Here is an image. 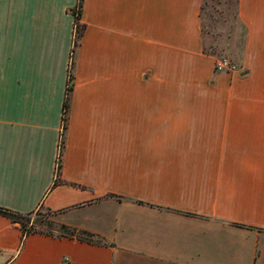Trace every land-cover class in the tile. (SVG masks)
<instances>
[{
	"label": "crops",
	"instance_id": "0c3cea01",
	"mask_svg": "<svg viewBox=\"0 0 264 264\" xmlns=\"http://www.w3.org/2000/svg\"><path fill=\"white\" fill-rule=\"evenodd\" d=\"M201 4L0 0V207L103 239L0 214V264H264V0L229 72Z\"/></svg>",
	"mask_w": 264,
	"mask_h": 264
},
{
	"label": "rangeland",
	"instance_id": "374dc122",
	"mask_svg": "<svg viewBox=\"0 0 264 264\" xmlns=\"http://www.w3.org/2000/svg\"><path fill=\"white\" fill-rule=\"evenodd\" d=\"M201 29L204 52L213 55L215 62L225 58L236 68L244 42V27L237 17V0H202ZM61 217L45 208H39L19 218L29 230L46 233L69 232V226L62 228ZM93 242H103L99 236L86 237Z\"/></svg>",
	"mask_w": 264,
	"mask_h": 264
},
{
	"label": "trees",
	"instance_id": "16d2710c",
	"mask_svg": "<svg viewBox=\"0 0 264 264\" xmlns=\"http://www.w3.org/2000/svg\"><path fill=\"white\" fill-rule=\"evenodd\" d=\"M81 2H82V0H77V8H79L81 6ZM77 18H78V16L75 17V19H77ZM81 32H82V25L80 23H78V21H76L75 22V35H74L75 36V43H74L75 45L77 44V40L79 39V37L81 35ZM70 80H71V75H69V78H68V81H70ZM70 89H71V86L70 85L67 86L66 95H65V101L63 103V112H64V114L66 113V110H67V100H68V93H69ZM40 208H42V207H40ZM46 210H48V209H46ZM32 212L33 211L22 214V213H17V212L5 209L3 207H0V214L5 216V217H7V218H9L11 222H17L19 224V227H20L21 232H22L23 235H27V234L35 233V232H40V233H44V234H47V235H53V233H46V232H42L40 230H29V229L26 228L25 223L19 221L20 217L29 215ZM60 226L62 228L66 227L63 224H61ZM68 230H69V232H65V233L63 232V233H59V234H56V235H68L70 237H76L79 240H86V241H91V240L84 239V238H82V237H80L78 235L86 236V237H94L95 236L93 233H90V232L85 231V230H76L75 228H68Z\"/></svg>",
	"mask_w": 264,
	"mask_h": 264
},
{
	"label": "built area",
	"instance_id": "2783aa9c",
	"mask_svg": "<svg viewBox=\"0 0 264 264\" xmlns=\"http://www.w3.org/2000/svg\"><path fill=\"white\" fill-rule=\"evenodd\" d=\"M235 68L233 65L230 64L229 60L222 58L218 59L214 63V70L217 72H229L233 71Z\"/></svg>",
	"mask_w": 264,
	"mask_h": 264
}]
</instances>
